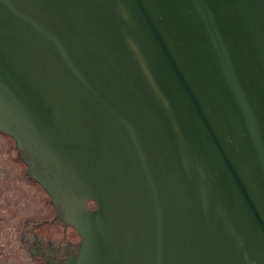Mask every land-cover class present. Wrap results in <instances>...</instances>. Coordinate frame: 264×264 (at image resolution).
I'll return each mask as SVG.
<instances>
[{
	"label": "water",
	"instance_id": "1",
	"mask_svg": "<svg viewBox=\"0 0 264 264\" xmlns=\"http://www.w3.org/2000/svg\"><path fill=\"white\" fill-rule=\"evenodd\" d=\"M48 198L68 264H264V0H0V264Z\"/></svg>",
	"mask_w": 264,
	"mask_h": 264
},
{
	"label": "flooded vegetation",
	"instance_id": "2",
	"mask_svg": "<svg viewBox=\"0 0 264 264\" xmlns=\"http://www.w3.org/2000/svg\"><path fill=\"white\" fill-rule=\"evenodd\" d=\"M11 155L13 158L22 161L20 151L15 146L11 150ZM25 167L27 171V166L25 165ZM26 171L25 175L29 178ZM48 202L51 210L54 211L53 215L50 217L45 215L32 220L24 218L22 221L24 225L18 230L17 235L19 245L25 249L35 264H68L77 253L80 236L72 226L56 218L55 209L49 198ZM89 206L93 208L94 202L90 201ZM54 226H57V234L53 233Z\"/></svg>",
	"mask_w": 264,
	"mask_h": 264
}]
</instances>
